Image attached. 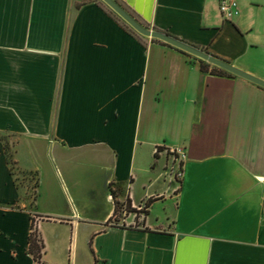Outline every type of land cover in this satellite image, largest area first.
<instances>
[{
	"label": "crops",
	"instance_id": "1",
	"mask_svg": "<svg viewBox=\"0 0 264 264\" xmlns=\"http://www.w3.org/2000/svg\"><path fill=\"white\" fill-rule=\"evenodd\" d=\"M116 1L264 81V0ZM200 66L100 0H0V264H264V88Z\"/></svg>",
	"mask_w": 264,
	"mask_h": 264
},
{
	"label": "water",
	"instance_id": "2",
	"mask_svg": "<svg viewBox=\"0 0 264 264\" xmlns=\"http://www.w3.org/2000/svg\"><path fill=\"white\" fill-rule=\"evenodd\" d=\"M105 5H107L113 12H115L121 19H123L132 29H134L138 34L150 38L155 39L158 41H161L165 44H168L172 47H175L191 56H194L198 59H201L213 66H216L226 72H229L233 75H236L238 77L244 78L250 82H253L254 84H257L258 86L264 88V81L261 79L248 74L234 65L227 63L225 61H222L196 47H193L191 45H188L176 38H173L165 33H162L160 31H154L151 29H146L142 25H140L129 13H127L118 3H116L114 0H101Z\"/></svg>",
	"mask_w": 264,
	"mask_h": 264
},
{
	"label": "trees",
	"instance_id": "3",
	"mask_svg": "<svg viewBox=\"0 0 264 264\" xmlns=\"http://www.w3.org/2000/svg\"><path fill=\"white\" fill-rule=\"evenodd\" d=\"M101 1V0H100ZM116 1V0H115ZM102 2V1H101ZM117 2V1H116ZM103 3V2H102ZM118 4H119V2H117ZM105 5V4H104ZM120 6H122L121 4H119ZM106 7H108L107 5H106ZM122 8L127 12V13H129L136 21H138L139 22V20L137 19V17L134 15V14H132L129 10H127V9H125L123 6H122ZM108 9L111 11V13H114L115 15H116V17H118V19H120L121 21H123L124 22V26L127 28V29H129V31L132 33V34H137V32L134 30V29H132L123 19H121L115 12H113L109 7H108ZM154 41H156V42H160V43H163V42H161V41H158V40H155V39H153ZM163 44H165V43H163ZM165 45H167V46H170V45H168V44H165ZM179 50V49H178ZM181 51V50H180ZM182 53H184V54H186V55H188V56H190L191 57V55H189V54H187V53H185V52H183L182 51ZM195 60H198L199 62H200V68H201V70H202V72L203 73H207L208 72V68L211 66V64H209V63H207V62H205V61H203V60H201V59H198V58H196V57H194V56H192ZM215 69L217 70V71H219V73L220 74H226V75H232L231 73H229V72H226V71H224V70H222V69H220V68H218V67H216L215 66ZM2 140L4 141V148H5V154H6V158H7V162H8V164L10 165V167H11V174H12V176L14 177V182L16 183V185H18L17 184V178H15V175H14V171H13V167L14 166H16V162H15V160H14V153L12 152V150H11V147H10V145H9V143L7 142V140L6 139H4V138H2ZM21 172V171H20ZM22 174H24V176L27 174V173H23V172H21ZM27 175H30V176H32L33 178H36V175H33V174H27ZM37 183H36V186H35V189L37 188ZM19 187V186H18ZM112 194H113V197L114 198H117V194L119 195V194H121V189L120 188H118L117 189V191H112ZM35 197H36V195H35ZM127 203V205H128V207H129V205H130V203H129V201H127L126 202ZM119 206H120V203L119 202H116V210L119 208ZM42 250H43V245H42V242L40 241V239L38 238V230L36 229V227L35 226H32V232H31V234H30V237H29V253L34 257V259L36 260V261H38V260H40V258H41V256H42Z\"/></svg>",
	"mask_w": 264,
	"mask_h": 264
},
{
	"label": "rangeland",
	"instance_id": "4",
	"mask_svg": "<svg viewBox=\"0 0 264 264\" xmlns=\"http://www.w3.org/2000/svg\"><path fill=\"white\" fill-rule=\"evenodd\" d=\"M15 178H17L18 186L21 190L22 200L33 202L35 199V186L36 178H33L30 175L22 174L16 166L13 167ZM117 223V222H116Z\"/></svg>",
	"mask_w": 264,
	"mask_h": 264
},
{
	"label": "built area",
	"instance_id": "5",
	"mask_svg": "<svg viewBox=\"0 0 264 264\" xmlns=\"http://www.w3.org/2000/svg\"><path fill=\"white\" fill-rule=\"evenodd\" d=\"M219 8L224 20L226 21H231L240 14L239 6L236 0H221ZM182 156L185 157L184 155ZM176 177H181L180 172L176 174Z\"/></svg>",
	"mask_w": 264,
	"mask_h": 264
}]
</instances>
